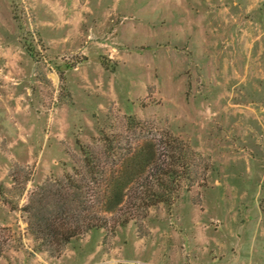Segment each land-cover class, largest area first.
Wrapping results in <instances>:
<instances>
[{
	"label": "rangeland",
	"instance_id": "1",
	"mask_svg": "<svg viewBox=\"0 0 264 264\" xmlns=\"http://www.w3.org/2000/svg\"><path fill=\"white\" fill-rule=\"evenodd\" d=\"M262 4L0 0V264H264ZM167 134L193 154V184L152 207L135 185L107 228L36 251L23 208L89 176L83 146L111 178Z\"/></svg>",
	"mask_w": 264,
	"mask_h": 264
},
{
	"label": "trees",
	"instance_id": "2",
	"mask_svg": "<svg viewBox=\"0 0 264 264\" xmlns=\"http://www.w3.org/2000/svg\"><path fill=\"white\" fill-rule=\"evenodd\" d=\"M262 8L264 10V0ZM101 63L107 66L105 60L102 59ZM128 125L133 128L145 126L135 118H131ZM108 143L107 148L112 151L113 140L109 138ZM82 151L89 176L80 178L67 174L58 182H47L31 194L29 203L23 208L29 215L28 231L36 242V251L60 256L74 239L107 228L105 214L116 212L130 190L143 188L142 201L147 207H152L160 203L169 204L183 189L185 179L191 184L195 181L192 176L196 166L193 154L172 134L164 135L158 143L148 140L120 157L118 172L111 178L106 176L101 165H97L89 150L83 146ZM87 180L101 187L107 184L104 192L93 194ZM92 203L94 207L103 206L102 211H96Z\"/></svg>",
	"mask_w": 264,
	"mask_h": 264
}]
</instances>
